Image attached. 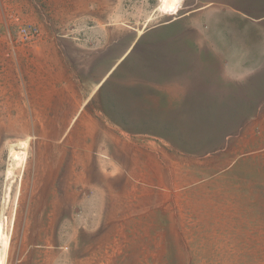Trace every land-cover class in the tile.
I'll return each instance as SVG.
<instances>
[{
  "label": "rangeland",
  "instance_id": "374dc122",
  "mask_svg": "<svg viewBox=\"0 0 264 264\" xmlns=\"http://www.w3.org/2000/svg\"><path fill=\"white\" fill-rule=\"evenodd\" d=\"M22 2L27 20L22 16L21 24H35L39 33L21 44L11 23L14 35L0 59L22 65L10 70V85L44 70L37 63L47 53L31 48L42 29L51 31L56 53L47 55L53 78L38 76L40 94L42 82H63L55 75L63 61L73 71L82 65L79 49L63 52L62 44L81 41L89 55L118 38L121 55L146 31L115 75L120 97L128 91L124 79L139 77L180 78L184 93L168 92L176 98L163 101L167 107L113 117L115 161L84 116L76 120L86 132H64L72 118L41 109L31 116L30 101L19 102L28 116L0 113V264H264V116H233L226 100L200 109L194 91L209 74L229 75L230 68L217 69L205 53L195 59L196 0ZM17 3L7 1L6 18L20 15ZM230 18L216 13L215 28L238 27ZM206 24L200 20L198 27Z\"/></svg>",
  "mask_w": 264,
  "mask_h": 264
},
{
  "label": "crops",
  "instance_id": "0c3cea01",
  "mask_svg": "<svg viewBox=\"0 0 264 264\" xmlns=\"http://www.w3.org/2000/svg\"><path fill=\"white\" fill-rule=\"evenodd\" d=\"M7 1L10 0H0V4L3 3L2 9L0 7V56L5 50L6 39H8L9 44L10 38L14 35L11 30L14 17L19 19L18 23L15 22L16 29L21 24L22 16L23 19H26L22 0H15L18 1V6L15 5L13 8L20 15H12L6 18V14L3 12L4 9L10 7L7 5ZM195 4L197 7L199 5L194 11L198 13V16L194 20L196 27H192L191 33L198 36V41L196 44L190 45L195 59L199 60V54L205 53L206 61L214 64L217 69L218 64H223V68H230L229 75L225 72L219 76L215 72L209 74L206 81L196 89L200 92L194 91L197 94V100L201 101L200 109H208L207 101L218 102L220 105V102L226 100L229 102V109L237 111L232 113L233 116H264V0H196ZM219 12L235 19L234 21L238 22L235 24H239V26L230 25L227 28H215L214 17ZM27 15L32 20L33 16L37 17L38 14L35 13L34 8H31ZM35 17L33 22L36 21ZM200 20L207 21L205 29L198 27ZM40 31L43 38L33 42L31 48L38 52L47 53V55L56 53V47L48 41L52 37L51 31L47 29ZM15 33H17L16 30ZM145 33L146 31L142 35L134 37L121 55L118 51V38L115 42L112 40L107 46H93L95 48L89 52V55H87L89 48L86 44H81V41L80 44L74 43L73 46L67 47L62 44L63 52L70 51V48L79 49L82 65L78 70L73 71L70 64L66 66L65 61H63L62 71L57 69L55 74L56 76L59 75L63 82H54V80L47 83L42 82L46 86L41 88V94L39 93L41 87L39 83L41 82L37 81L38 76L44 77L46 75V77L53 78L52 73H55V68L52 66L54 71L52 72L49 67L52 62L48 60L47 55L46 60L42 61L41 64L37 63L42 66L41 69L44 67L41 72L38 71L36 62H25V66L29 64L30 68L36 67L37 69L33 75L30 73L27 79L14 80V85H10L13 83L11 81L13 77H8V75L11 74V69L20 68L22 62L0 59V68L5 71L1 77L4 89L0 93V105H2L0 113L4 116H11L12 113L9 111L13 110L15 117L28 116L19 102L30 101L31 116L37 115V111L41 109L46 111V113H42L44 115L72 118L68 123L64 121V132L69 128L72 129V132H86L83 124H79L76 120L78 115L84 116L87 118L86 120L93 123L95 128L91 130L101 133L103 146L111 148V160H118L119 146L118 142L113 140L115 137L113 133L119 130L118 120L112 118L123 116L131 118L135 116L136 111H148L156 107L161 108V106L167 107L165 102L173 101L176 98L173 96L174 94L167 95L168 92L176 93L180 92L181 89L184 93V89L181 87L184 83L180 78L139 77L137 79H124L121 84H124L128 91L125 93L126 99L120 97L121 93L117 88L119 85L118 78L115 75L122 63L128 58L130 50L138 47ZM60 42L62 43L64 40ZM126 52L128 53L126 54ZM46 65L48 66L45 68ZM237 69L241 73L236 72ZM23 87H26L25 93L22 92ZM45 91L47 94L43 95ZM156 94H159V98L155 96ZM161 96L163 97L161 98ZM121 99L126 100L127 104L124 105L120 102ZM40 104H42L41 108ZM195 107L193 108L195 109ZM53 131L62 130L53 128ZM65 145L66 143L62 147L63 149ZM91 145L94 146V142ZM129 148L131 149L130 146ZM127 158L130 159L129 156ZM64 207L65 205H57V208L54 209L59 211V209L64 210Z\"/></svg>",
  "mask_w": 264,
  "mask_h": 264
},
{
  "label": "built area",
  "instance_id": "2783aa9c",
  "mask_svg": "<svg viewBox=\"0 0 264 264\" xmlns=\"http://www.w3.org/2000/svg\"><path fill=\"white\" fill-rule=\"evenodd\" d=\"M14 21L18 23L19 19L14 17ZM17 29V35L21 44L32 41L38 36L39 33L38 28L34 25L19 24Z\"/></svg>",
  "mask_w": 264,
  "mask_h": 264
},
{
  "label": "bare ground",
  "instance_id": "6f19581e",
  "mask_svg": "<svg viewBox=\"0 0 264 264\" xmlns=\"http://www.w3.org/2000/svg\"><path fill=\"white\" fill-rule=\"evenodd\" d=\"M165 2H168L169 0H164Z\"/></svg>",
  "mask_w": 264,
  "mask_h": 264
}]
</instances>
